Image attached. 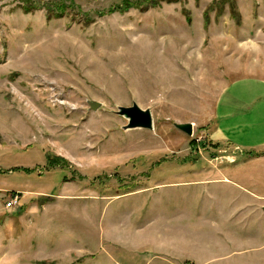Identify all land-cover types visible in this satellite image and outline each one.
Wrapping results in <instances>:
<instances>
[{"label": "rangeland", "instance_id": "rangeland-1", "mask_svg": "<svg viewBox=\"0 0 264 264\" xmlns=\"http://www.w3.org/2000/svg\"><path fill=\"white\" fill-rule=\"evenodd\" d=\"M244 76L264 0H0V264H264V202L236 215L238 190L193 181L235 151L202 130ZM132 102L152 129L123 128Z\"/></svg>", "mask_w": 264, "mask_h": 264}, {"label": "crops", "instance_id": "crops-1", "mask_svg": "<svg viewBox=\"0 0 264 264\" xmlns=\"http://www.w3.org/2000/svg\"><path fill=\"white\" fill-rule=\"evenodd\" d=\"M202 131L208 141L228 146L235 151L213 154L209 158H197L198 162L202 159L203 164L213 161L224 164L216 174L203 171L201 164L197 171L205 176L193 181L203 184L220 183L235 188L240 194L227 201L232 212L244 215L242 212L254 209L257 213L263 205L264 193H255L248 187L264 183L257 179L264 176V166L254 165L259 159L260 150L264 149V79L244 76L226 84L218 93L209 123ZM228 175L243 179L248 187Z\"/></svg>", "mask_w": 264, "mask_h": 264}, {"label": "water", "instance_id": "water-1", "mask_svg": "<svg viewBox=\"0 0 264 264\" xmlns=\"http://www.w3.org/2000/svg\"><path fill=\"white\" fill-rule=\"evenodd\" d=\"M87 103L91 109H96L101 104L96 100H88ZM115 113L126 120L124 129H152V117L149 108H142L136 102H132L130 105H118ZM173 126L187 135L192 134V122H173Z\"/></svg>", "mask_w": 264, "mask_h": 264}, {"label": "built area", "instance_id": "built-area-1", "mask_svg": "<svg viewBox=\"0 0 264 264\" xmlns=\"http://www.w3.org/2000/svg\"><path fill=\"white\" fill-rule=\"evenodd\" d=\"M18 200H19L18 193L15 192L14 194H11V196H9L8 200L5 203V207L7 209L14 207L15 205L18 204Z\"/></svg>", "mask_w": 264, "mask_h": 264}, {"label": "trees", "instance_id": "trees-1", "mask_svg": "<svg viewBox=\"0 0 264 264\" xmlns=\"http://www.w3.org/2000/svg\"><path fill=\"white\" fill-rule=\"evenodd\" d=\"M128 5H131V3L130 4L129 3H126V4H124L123 7L124 8H128ZM214 146H217V144H214ZM45 158H46L47 164L50 165V166L55 161H58V159H61L63 161V163H64V160L62 158H60L58 156H55V155H52V154H49V153L46 154V157Z\"/></svg>", "mask_w": 264, "mask_h": 264}]
</instances>
